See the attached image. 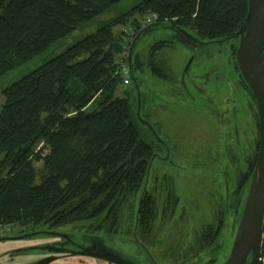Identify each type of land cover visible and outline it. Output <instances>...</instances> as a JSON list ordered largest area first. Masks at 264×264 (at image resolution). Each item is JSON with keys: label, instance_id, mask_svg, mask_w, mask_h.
<instances>
[{"label": "trees", "instance_id": "1", "mask_svg": "<svg viewBox=\"0 0 264 264\" xmlns=\"http://www.w3.org/2000/svg\"><path fill=\"white\" fill-rule=\"evenodd\" d=\"M122 1L0 0V76L98 15L115 12L93 32L1 90L0 225L8 230L19 226V233H24L40 226L64 228L80 222H88L93 229L109 222L110 229L120 222L123 210L134 211V226L141 196L135 234L138 230L151 232L155 192L163 190L171 207L178 204L173 181L152 177L151 170L143 191L157 143L136 117V93L127 87L135 89L131 83L123 84L118 57L127 40L131 41V31L142 28V19L149 13L157 15L155 21L183 27L203 40L219 39L242 24L247 0H139L115 10ZM115 25L124 26L115 31ZM165 46L164 39L155 41L147 62L163 78L169 76V70L156 54ZM142 64L139 54L133 52L132 70L142 69ZM240 83L257 116L251 92L241 79ZM118 86L124 87V94H116ZM140 99L141 116L151 122L153 107L149 106L147 116L142 112L147 98L141 92ZM245 184L246 179L237 183L234 211L239 215ZM221 226L217 217L201 233L206 240L203 250L210 253L205 264L216 263L215 237Z\"/></svg>", "mask_w": 264, "mask_h": 264}, {"label": "rangeland", "instance_id": "2", "mask_svg": "<svg viewBox=\"0 0 264 264\" xmlns=\"http://www.w3.org/2000/svg\"><path fill=\"white\" fill-rule=\"evenodd\" d=\"M137 1L139 0H124L117 5L115 10L127 8ZM113 14L115 15V12L110 11L98 15L93 19L92 22L74 29L68 35L46 48L30 61H27L26 63H23L15 69L0 76V105L3 102V96L1 93L3 87L16 81L21 76L41 65L44 61L57 54L67 46L71 45L79 38L93 32L100 24L105 23L106 20L113 16ZM123 26L124 25H115L114 30L119 31ZM171 33H173V31L170 29L158 28L152 30L146 33L135 46L134 52L139 54L143 64L142 69L135 68L133 72L135 76L143 80L144 88H147L148 85L154 84V86H157L158 91L163 89V83L165 79L155 75L150 70L149 66L147 65L148 53L150 46L155 41L164 38L166 39L171 36ZM134 35L135 33L133 34L132 38ZM204 48L206 47H196V55L198 56L200 50L202 51ZM156 56L160 57L165 62L167 69L173 75L171 80L172 84H175L177 81H179L178 78L180 76L181 78L184 77L187 83L189 79V72L193 73L196 65L199 63L198 57L195 56L191 62L190 70L187 73H184L183 70L191 56V52L178 41H171L168 46L163 47V49L161 48L157 52ZM203 58L204 57L202 56V59ZM216 67L218 72L221 74L220 77L222 79L223 73L227 70L223 68L224 65L221 60L216 61ZM235 84L238 95L240 94L239 96L242 98L246 97L247 93L240 83L239 78ZM127 89H129L132 94L135 93L133 89L131 90L130 86H128ZM142 92L144 93L146 91L144 90ZM116 94H124V87L118 86ZM148 95L146 92L147 99L144 101L146 105L142 109V112H146L147 116L149 114L148 112L150 106ZM216 95L219 96V94ZM171 97L166 101L162 92H158L154 102H158L159 104L162 103L164 108L163 111L154 114V117L151 116L153 117L151 119L152 123L150 121L149 122L156 127L160 137L164 139H168L169 137L168 141L171 142L172 146L174 147V154L179 155V158L184 162H188L186 165V172L182 173L184 178L179 175L183 178V181H181L177 176V173L180 174L181 172L177 171L176 173L175 167L168 164L172 170V177L174 178L172 181L174 183V191L179 199L178 204L175 205V207H171V205L167 204L165 201L166 193L163 190H157L155 192V218H153V222L150 225V227H152L151 232H141L138 230L137 234H135V237L132 234L134 226L131 225V215L134 213L133 210H123L120 222L111 225L110 229L114 228V233L108 228L109 222H105V224H103L100 228L96 229L88 227V222H80L61 229H63L65 232H71L73 235H75L76 239L80 240L83 239L82 237L88 232L100 234L103 236L106 244H111L115 248H120L123 250V252H135V249L132 248L129 240H140L146 246L158 264H194V262L198 259L202 261L200 264H205L206 261L209 260L210 253H208V249L205 250L206 252L203 250V241L205 239H201V233L202 231H206V227L208 225H212L216 221L217 217H219V220H222V226L219 229V235L215 237L216 239H213L216 240V249L214 251L215 260L216 262H220L226 258L230 250L235 231V223L237 224L239 218L238 212L234 211V208L237 206L236 200L239 191L236 192L237 189L235 190L232 187L235 186V184L231 185L229 182L230 189L228 190V197H226L224 180L222 176L224 169L223 160H226L232 167H235V173L233 176L236 182L238 183V181H243L241 174L251 169V157L254 156L256 141H258L259 137L258 119L253 105L251 102L248 103L247 96V109H243V111H246L247 114L245 117L244 115L239 114V141L237 143L238 149L234 152L236 153V157H234L231 154V148L224 146V150L222 151L223 144H221L219 129L212 130L209 124L207 125L209 129H207L206 126L204 127L201 124L199 113L195 111L193 112L192 108L186 107L183 102L180 104L179 101H173L174 98L173 96ZM92 105L93 104H90L89 107L91 108ZM215 106L217 107V105ZM237 107L239 108L240 105ZM222 109L223 107L216 108L217 115L220 114ZM151 110L156 111L157 109L154 106ZM216 128H219V126ZM212 132L215 134L214 137H212ZM206 137H209V141L207 142L211 143H205V145L214 144V146L208 145V147L214 151L215 160L213 163L216 167H218L219 172V181L215 182L214 185L198 183L196 177L199 176V172H202V170L201 168L192 165L199 153L196 152V150H198L199 147L201 148L203 139ZM223 152L225 154V159L223 158ZM237 159L241 160V163H239L240 167L237 163L239 162ZM163 164L167 165L166 163ZM242 168L244 171H241ZM214 172L215 171L213 167H211L205 175L206 179H210V176ZM249 175L250 172L248 171L244 190H246L248 187ZM152 177H154L153 173ZM229 178L230 176L227 173V179L229 180ZM207 183L210 182L207 181ZM202 186L205 187L202 188ZM177 188L179 192L177 191ZM226 208L230 209V212L226 213ZM20 229L21 228L19 226H12V228L8 230V233L0 235H11L13 233L16 234V232L19 233L18 230ZM38 229L41 231L48 230L45 226H40ZM205 238H210V236H206ZM52 240L53 237L50 234L44 233L32 238L27 237L15 240H2L0 241V264H30L31 262L42 258H37L38 249L35 247L42 244L43 242L49 243ZM262 240L264 241V231ZM261 254V256H264L263 251H261ZM132 257L133 256H131V258ZM72 260L73 262L67 260H58L51 262L50 264H60L62 261L66 262L63 264H101L99 261H97L98 259L88 261L86 258L77 257L72 258ZM143 264H147V262H143Z\"/></svg>", "mask_w": 264, "mask_h": 264}, {"label": "flooded vegetation", "instance_id": "3", "mask_svg": "<svg viewBox=\"0 0 264 264\" xmlns=\"http://www.w3.org/2000/svg\"><path fill=\"white\" fill-rule=\"evenodd\" d=\"M176 35L173 32L171 33L170 37L166 39L164 38L165 43L169 45L171 41L176 42L177 41ZM214 40L216 39L203 40V42L199 45V46L206 47V48H204L202 51L200 50V52L198 50L199 55L198 56L196 55V56L199 59V63L196 65L193 73L189 72V76H188L189 79L187 83L184 77L181 78L180 76L178 78L179 81H177L175 84H172L171 80H172L173 75L171 74V72H168L169 76L164 78L165 80L163 83L162 90L158 91L157 86H154V84L148 85L147 88H144V84H142L141 93L145 97H146V92H147V95L149 93L148 98L150 100L149 101L150 105L151 107L155 106L157 109L156 111L155 110L150 111L151 112L150 119L154 117V114L163 111V108H164V105L162 103L159 104L158 102L157 103L154 102V100L156 99L158 95V92L159 93L162 92L163 97L166 101L168 98L173 96L174 98L173 101L175 102L179 101L180 104H182L183 102V104L186 107L192 108L193 112L195 111L199 113L201 124L204 127L205 126L207 127V125L209 124L212 130L219 129L221 144H223L222 151L224 150V146L231 148L232 149L231 154L234 157H236V153L234 152L237 151L238 149L237 143L239 141L238 129H239V121H240L239 114L244 115V117L247 114L246 111L245 112L243 111V109H247L246 108L247 107L246 106L247 96L244 98L240 97L239 96L240 94L238 95L236 87H235L236 85L235 82L237 81L238 78H239V81L241 79V81L244 83L242 77L239 74L236 61H235L234 54H235V48H236L237 42L236 40H233L228 43H223L221 45H218L216 42H214ZM202 56L204 57L203 59H202ZM217 60H221L224 65L223 68L227 70L226 72L223 73L222 79L220 77L221 74L218 72L217 67H216ZM170 76H171V79H170ZM130 83L132 85V80L130 81ZM144 90L146 91L144 92L145 94L142 92ZM216 94H219V96H217ZM249 102H251V100L248 96V103ZM213 103L217 105V107L219 108L223 107L219 115H217L216 113L217 107ZM238 105H240L239 108L237 107ZM208 112H211V113H208ZM218 126L219 128H216ZM154 128L156 127L154 126ZM207 129L209 128L207 127ZM155 130L158 133L157 129ZM214 135L215 134L212 132V137H214ZM162 140H163V143H160L156 140L157 146L153 153L150 170L155 176L166 177V178L168 177L169 179L173 180L174 178L172 177V170L170 169L168 165L170 164L175 167L176 173L177 171L181 172L180 174L177 173V176L180 178L181 181H183L184 175L182 173L186 172V169H187L186 165L188 164V162L187 161L184 162L183 160L179 158V155L174 154V147L172 146V143L168 141L169 137L168 139L162 138ZM207 141H209V137L204 138L201 148L199 147V149L196 150V152H199V153L192 165L199 167L202 170V172H199V176L196 177L198 183H202V184L204 183L205 185L206 184L214 185L215 182L219 181V177H218L219 172H218V167H216L213 163V161L215 160L214 151L209 149L208 147V145L214 146V144L205 145V143H211ZM222 154H223V158L225 159L224 152ZM237 161H239L237 162L239 165V163H241V160L237 159ZM163 163H166L167 165ZM211 167H213L215 172L210 176V179H206L205 175L207 171L210 170ZM223 167L224 169L222 172L223 174L222 176L224 180L225 194H226V197H228V192H229L228 190L230 189L229 182L231 183V185L235 184V186H232L233 189L235 190L238 189L237 182L233 176L235 173V167H232L226 160L225 161L223 160ZM242 169L241 171H244V169L243 170ZM248 171L251 174V171H252L251 169L241 174V177H243L244 180L247 178ZM227 173L230 176L229 180L227 179ZM179 175H181L183 178ZM207 181L210 183H207ZM204 187L205 186H202V188ZM177 191H178V188H177ZM226 209H227L226 213L230 212V209L228 208ZM236 225L237 224L235 223V228H236ZM53 229L58 230L60 233L65 232L63 231V229L59 227L53 228ZM87 234H95V233L88 232ZM50 235L53 237V240L51 242L49 243L43 242L42 244L37 245L35 247L38 249L37 258L44 257V256H54L55 257L52 261L48 262L47 264H50L51 262H55L58 260L59 261L67 260V261L73 262L72 258H77V257L86 258L88 261L98 259L97 261H99L101 264H115L113 262H109V261H106L100 258H95L92 256L77 253V251L82 250L81 245L86 246L89 243L85 239H81V240L76 239L75 235H73L71 232H69V234L64 233L59 236L53 235V234H50ZM11 240H15V239H11ZM129 243L132 245V248L135 249V252H125V251L124 252L133 256L132 261L134 262V264H143V262H147V264H158L155 261V259L152 257V255L150 254L146 246L140 240L130 239ZM109 245L113 246L111 244ZM54 249H59V251H54ZM61 263L63 264L66 262L62 261ZM217 263L219 262L212 263V264H217Z\"/></svg>", "mask_w": 264, "mask_h": 264}, {"label": "water", "instance_id": "4", "mask_svg": "<svg viewBox=\"0 0 264 264\" xmlns=\"http://www.w3.org/2000/svg\"><path fill=\"white\" fill-rule=\"evenodd\" d=\"M158 28L170 29L175 35L178 34L176 35V40L190 50L191 56L184 67V73L190 70L191 62L197 54L196 47L203 40L183 27H171L164 22L154 21L140 28L130 41L127 60L132 87L136 93L135 114L138 121L148 128L154 138L158 142L163 143L162 138L156 132L153 125L141 116L140 90L144 82L141 78L134 75L131 66L132 55L139 40L146 33ZM233 40L237 42L234 55L239 74L254 99L258 117L259 137L254 166L249 176V184L243 199L230 250L226 258L217 264H259L264 223V0H247V12L239 28L231 35L216 39L214 42L221 45ZM150 165L151 160L147 166L143 191L146 188ZM140 200L141 196L133 228L134 237ZM41 233L57 236L64 233L69 234V232L60 233L55 229H48L46 231L39 229L15 235H0V241L22 239ZM82 238L89 244L86 246L81 245L82 250L77 251V253L100 258L115 264H134L129 254L123 252L120 248L106 244L102 235L85 234ZM54 251H59V249H54ZM54 258V256H44L30 264H47Z\"/></svg>", "mask_w": 264, "mask_h": 264}, {"label": "built area", "instance_id": "5", "mask_svg": "<svg viewBox=\"0 0 264 264\" xmlns=\"http://www.w3.org/2000/svg\"><path fill=\"white\" fill-rule=\"evenodd\" d=\"M157 19V15L155 13H149L147 14L145 17H143L141 25L142 27L154 22ZM136 33V31L132 30L130 33V38L133 36V34ZM130 41V39L127 40V43L124 45L123 51L121 52L120 56L118 57V62H119V71L120 74L122 75V82L124 85H127L130 83L131 79H130V70H129V66H128V49H129V45L130 43H128ZM6 230H8V227L5 225H0V234H4L6 232ZM261 252H260V256H259V264H264V256H261Z\"/></svg>", "mask_w": 264, "mask_h": 264}]
</instances>
